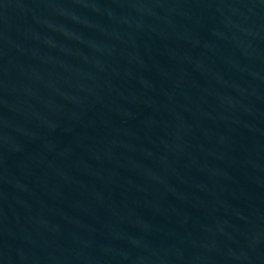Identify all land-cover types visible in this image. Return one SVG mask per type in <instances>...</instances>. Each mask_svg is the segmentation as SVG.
<instances>
[{"label":"water","instance_id":"water-1","mask_svg":"<svg viewBox=\"0 0 264 264\" xmlns=\"http://www.w3.org/2000/svg\"><path fill=\"white\" fill-rule=\"evenodd\" d=\"M0 264H264V0H0Z\"/></svg>","mask_w":264,"mask_h":264}]
</instances>
